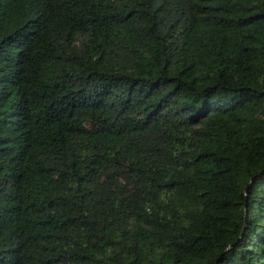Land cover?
<instances>
[{
  "label": "trees",
  "instance_id": "1",
  "mask_svg": "<svg viewBox=\"0 0 264 264\" xmlns=\"http://www.w3.org/2000/svg\"><path fill=\"white\" fill-rule=\"evenodd\" d=\"M0 264H264V0H0Z\"/></svg>",
  "mask_w": 264,
  "mask_h": 264
},
{
  "label": "water",
  "instance_id": "2",
  "mask_svg": "<svg viewBox=\"0 0 264 264\" xmlns=\"http://www.w3.org/2000/svg\"><path fill=\"white\" fill-rule=\"evenodd\" d=\"M246 187H247V186H246ZM246 187H245V190H246ZM246 223H247V214H246V209H245L243 226H242V228H241V232H240L238 238H240V237L243 235V233H244V228H245V226H246Z\"/></svg>",
  "mask_w": 264,
  "mask_h": 264
}]
</instances>
